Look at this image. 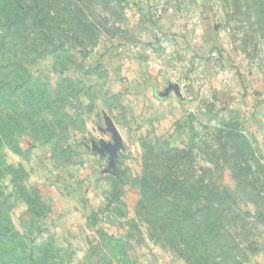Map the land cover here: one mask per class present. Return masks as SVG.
<instances>
[{
	"label": "rangeland",
	"instance_id": "1",
	"mask_svg": "<svg viewBox=\"0 0 264 264\" xmlns=\"http://www.w3.org/2000/svg\"><path fill=\"white\" fill-rule=\"evenodd\" d=\"M0 82V264H264V0H0Z\"/></svg>",
	"mask_w": 264,
	"mask_h": 264
},
{
	"label": "water",
	"instance_id": "2",
	"mask_svg": "<svg viewBox=\"0 0 264 264\" xmlns=\"http://www.w3.org/2000/svg\"><path fill=\"white\" fill-rule=\"evenodd\" d=\"M173 93L178 99L183 98L181 88L178 83H169L168 87L164 91L158 93L157 96L161 100H167ZM107 123L108 130L111 131L115 137V145H104L103 151L111 153L114 159L122 147V138L115 125L110 120H108Z\"/></svg>",
	"mask_w": 264,
	"mask_h": 264
},
{
	"label": "trees",
	"instance_id": "3",
	"mask_svg": "<svg viewBox=\"0 0 264 264\" xmlns=\"http://www.w3.org/2000/svg\"><path fill=\"white\" fill-rule=\"evenodd\" d=\"M152 19H153V22H157L158 21L155 18H152ZM21 69H22V66H21ZM25 76L26 77L21 79V85L26 83V81L30 79L29 76H27V75H25ZM15 77H16V75H15ZM6 92H7V94L12 93L13 89L12 90L10 89V85H9L8 82H0V105H4V99H6V97H5V93Z\"/></svg>",
	"mask_w": 264,
	"mask_h": 264
},
{
	"label": "crops",
	"instance_id": "4",
	"mask_svg": "<svg viewBox=\"0 0 264 264\" xmlns=\"http://www.w3.org/2000/svg\"><path fill=\"white\" fill-rule=\"evenodd\" d=\"M152 23H153V26L155 27V29L159 32H163L165 29H167L165 22H163L162 20L160 22H152ZM138 33L139 34H137V35L141 34V36H143V34H144V32L142 34L141 30Z\"/></svg>",
	"mask_w": 264,
	"mask_h": 264
},
{
	"label": "built area",
	"instance_id": "5",
	"mask_svg": "<svg viewBox=\"0 0 264 264\" xmlns=\"http://www.w3.org/2000/svg\"><path fill=\"white\" fill-rule=\"evenodd\" d=\"M133 47H135V46L133 45Z\"/></svg>",
	"mask_w": 264,
	"mask_h": 264
}]
</instances>
